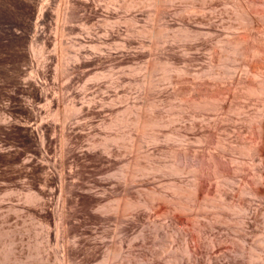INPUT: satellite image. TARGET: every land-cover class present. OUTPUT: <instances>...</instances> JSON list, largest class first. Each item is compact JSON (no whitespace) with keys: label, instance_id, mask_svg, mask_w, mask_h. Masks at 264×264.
<instances>
[{"label":"rangeland","instance_id":"rangeland-1","mask_svg":"<svg viewBox=\"0 0 264 264\" xmlns=\"http://www.w3.org/2000/svg\"><path fill=\"white\" fill-rule=\"evenodd\" d=\"M263 19L264 0H0V264H264ZM124 174L132 209L103 212Z\"/></svg>","mask_w":264,"mask_h":264},{"label":"bare ground","instance_id":"bare-ground-1","mask_svg":"<svg viewBox=\"0 0 264 264\" xmlns=\"http://www.w3.org/2000/svg\"><path fill=\"white\" fill-rule=\"evenodd\" d=\"M132 3V2H131ZM262 3V2H261ZM241 12V11H240ZM243 14V13H242ZM253 16V15H252ZM261 17V16H260ZM241 19V18H240ZM264 20V19H263ZM244 25V24H243ZM247 26V25H246ZM253 30V29H252ZM257 33V32H256ZM255 33V34H256ZM254 34V33H253ZM243 39H244V37H243ZM251 39V38H250ZM256 39V38H255ZM254 41V40H253ZM245 42V41H244ZM249 43V42H248ZM247 43V44H248ZM258 43V42H257ZM234 44V43H233ZM237 45V44H236ZM216 49V48H215ZM230 49V48H229ZM244 49V48H243ZM217 50V49H216ZM220 51V50H219ZM228 53V52H227ZM237 58V57H236ZM253 58V57H252ZM239 59V58H238ZM242 59V58H241ZM220 62V61H219ZM235 66V65H234ZM230 67V66H229ZM260 68V67H259ZM147 69V68H146ZM248 69H249V67H248ZM217 72V71H216ZM222 72V71H221ZM248 72H250L253 76H254V78H258V79H260L261 81H264V70H262V69H254V68H250L249 69V71ZM182 75V74H181ZM188 75V74H187ZM209 75V74H208ZM248 75V74H247ZM174 76V75H173ZM206 76V75H205ZM238 76H239V74H238ZM187 77V76H186ZM200 77V76H199ZM243 77V76H242ZM245 77V76H244ZM177 78V77H176ZM226 78V77H225ZM228 79V78H227ZM238 79V78H237ZM244 79V78H243ZM233 80H235V79H233ZM259 80V81H260ZM245 81V80H244ZM224 82V81H223ZM226 83H227V81H225ZM224 82V83H225ZM243 82V81H242ZM246 82V81H245ZM245 82H244V84H245ZM159 83V82H158ZM169 83V82H168ZM241 83V82H240ZM239 83V84H240ZM261 83V82H260ZM159 85V84H158ZM254 85V84H253ZM252 85V87L254 88V86ZM150 86V85H149ZM174 86V85H173ZM205 86V85H204ZM223 86V85H222ZM250 86V85H249ZM257 86V85H256ZM233 87V86H232ZM228 88V87H227ZM257 88V87H256ZM259 88V87H258ZM261 88V87H260ZM237 89V88H236ZM250 89V88H249ZM242 90V89H241ZM234 91V90H233ZM251 91V90H250ZM225 92V91H224ZM241 92V91H240ZM240 92H239V94H240ZM246 92V91H245ZM257 92V91H256ZM186 93V92H185ZM249 93V92H248ZM263 93V92H262ZM221 94V93H220ZM234 94V93H233ZM177 95V94H176ZM178 95H180L181 96V94H178ZM245 95V94H244ZM253 95V94H252ZM238 96H240V95H238ZM237 96V97H238ZM248 96V95H247ZM236 97V96H235ZM244 97V96H243ZM171 98V97H170ZM178 98V97H177ZM202 98V97H201ZM215 98V97H214ZM219 98V97H218ZM232 99H233V97H231ZM244 98H246V97H244ZM255 98V97H254ZM194 99V98H193ZM199 99V98H198ZM225 99V98H224ZM223 99V100H224ZM181 100V99H180ZM185 100V99H184ZM188 100V99H187ZM201 100V99H200ZM205 100H207V99H205ZM222 100V101H223ZM227 100V99H226ZM246 100V99H245ZM244 100V101H245ZM255 99H253V101H254ZM261 100H263V99H261ZM260 100V101H261ZM230 101H231V99H230ZM186 102V101H185ZM197 102V101H196ZM201 102V101H200ZM228 102V101H227ZM233 102V101H232ZM246 102V101H245ZM257 102V101H256ZM262 102V101H261ZM203 103V102H202ZM211 103V102H210ZM219 103V102H218ZM222 103V102H221ZM220 103V104H221ZM152 104V103H151ZM175 104V103H174ZM212 104V103H211ZM236 104V103H235ZM235 104H232V105H235ZM237 104H239V103H237ZM243 104V103H242ZM170 105H171V103H170ZM187 105V104H186ZM182 106H183V104H182ZM204 106H206V105H204ZM222 106V105H221ZM225 106V105H224ZM236 106V105H235ZM238 106V105H237ZM240 106V105H239ZM260 106V105H259ZM262 106V105H261ZM192 107V106H191ZM228 107V106H227ZM243 107V106H242ZM202 108V107H201ZM216 109V108H215ZM228 109V108H227ZM226 109V110H227ZM208 110V109H207ZM218 110V109H217ZM230 110V109H229ZM232 110H234V109H232ZM236 110V109H235ZM263 110V109H262ZM212 111V110H211ZM220 111V110H219ZM218 111V112H219ZM137 112V111H136ZM192 112V111H191ZM197 112H199V111H197ZM231 112V111H230ZM177 113V112H176ZM188 113H190V112H188ZM217 113V112H216ZM215 113V115H218V114H216ZM220 113V112H219ZM226 113V112H225ZM234 113V112H233ZM244 113V112H243ZM198 114V113H197ZM204 114V113H203ZM242 114V113H241ZM240 114V115H241ZM257 114V113H256ZM149 115V114H148ZM196 115V114H195ZM206 115V114H205ZM209 115V114H208ZM221 115V114H220ZM219 115V116H220ZM238 115V114H237ZM239 115V116H240ZM243 115V114H242ZM135 116V115H134ZM201 116V115H200ZM247 116V115H246ZM255 116V115H254ZM148 117V116H147ZM152 117V116H151ZM159 117V116H158ZM221 117H223V116H221ZM244 117V116H243ZM258 118H257V122H256V125L254 126V133H255V135H256V142L258 141V143H259V149H260V151L262 152L263 150H264V111L263 112H261V113H259V115L257 116ZM144 118H146V117H144ZM187 118V117H186ZM210 118V117H209ZM218 118V117H217ZM230 118V117H229ZM233 118H234V116H233ZM233 118H232V120H233ZM242 118V117H241ZM247 118V117H246ZM141 119V118H140ZM150 119V118H149ZM180 119V118H179ZM197 119V118H196ZM222 119V118H221ZM224 119V118H223ZM231 119V118H230ZM137 120V119H136ZM154 120V119H153ZM157 120V119H156ZM220 120V119H219ZM235 120V119H234ZM233 120V121H234ZM239 120V119H238ZM255 120V119H254ZM128 121V120H127ZM126 121V122H127ZM141 121V120H140ZM214 121H216V120H214ZM225 121V120H224ZM250 121V120H249ZM256 121V120H255ZM147 122V121H146ZM202 122V121H201ZM219 123H221L220 121H218ZM235 122V121H234ZM140 123V122H139ZM139 123H138V125H139ZM145 123V122H144ZM199 123V122H198ZM156 124V123H155ZM187 124V123H186ZM190 124V123H189ZM232 124V123H231ZM143 125V124H142ZM215 125V124H214ZM252 125V124H251ZM223 126H225L226 127V125H223ZM196 127V126H195ZM203 127V126H202ZM201 127V128H202ZM206 127V126H205ZM222 127V126H221ZM251 127V126H250ZM173 128V127H172ZM145 129V128H144ZM156 129V128H155ZM214 129V128H213ZM222 129V128H221ZM231 129V128H230ZM240 129V128H239ZM253 129V128H252ZM146 130V129H145ZM180 130V129H179ZM185 130V129H184ZM212 130V129H211ZM210 130V131H211ZM217 130H218V128H217ZM223 130H224V127H223ZM223 130H221V131H223ZM227 130V129H226ZM128 131V130H127ZM170 131V130H169ZM178 131V130H177ZM228 131V130H227ZM231 131V130H230ZM238 131V130H237ZM250 131V130H249ZM34 132V131H33ZM136 132V131H135ZM142 132H144V131H142ZM168 132V131H167ZM180 132V131H179ZM195 132V131H194ZM205 132V131H204ZM225 132V131H224ZM165 133V132H164ZM175 133V132H174ZM184 133V132H183ZM201 133V132H200ZM207 133H208V131H207ZM216 133V132H215ZM227 133V132H226ZM202 134V133H201ZM209 134H210V132H209ZM212 134V133H211ZM236 134H238V133H236ZM135 135V134H134ZM155 135V134H154ZM200 135V134H199ZM213 135V134H212ZM117 136V135H116ZM191 136V135H190ZM195 136V135H194ZM205 136H206V134H205ZM208 136V135H207ZM206 136V137H207ZM228 136V135H227ZM226 136V137H227ZM232 136V135H231ZM236 136V135H235ZM192 137V136H191ZM218 137V136H217ZM252 137V136H251ZM153 138V137H152ZM203 138V137H202ZM221 138V137H220ZM154 139H157V137H154ZM207 139V138H206ZM209 139V138H208ZM217 139V138H216ZM226 139V138H225ZM236 139H238V138H236ZM153 140V139H152ZM192 140H193V138H192ZM242 140H243V138H242ZM245 140V139H244ZM207 141V140H206ZM218 141V140H217ZM224 141H227V140H224ZM250 141V140H249ZM129 142V141H128ZM140 142V141H139ZM146 143V142H145ZM214 143V142H213ZM213 143H211V144H213ZM249 143V142H248ZM247 143V144H248ZM128 144V143H127ZM206 144V143H205ZM209 144V143H208ZM229 144V143H228ZM227 144V145H228ZM246 144V143H245ZM252 144V143H251ZM254 144V143H253ZM252 144V145H253ZM139 146V145H138ZM205 146V145H204ZM210 146V145H209ZM220 146V145H219ZM245 146V145H244ZM248 146H249V144H248ZM255 146H256V144H255ZM163 147V146H162ZM208 147V146H207ZM234 147V146H233ZM238 147V146H237ZM250 147V146H249ZM252 147H254V145L252 146ZM257 147V146H256ZM256 147H254V148H256ZM132 148V147H131ZM199 148V147H198ZM201 148V147H200ZM203 148V147H202ZM220 148H222V147H220ZM227 148V147H226ZM232 148V147H231ZM253 148V149H254ZM173 149V148H172ZM229 148H227V150H228ZM245 149V148H244ZM152 150V149H151ZM160 150V149H159ZM185 150V149H184ZM216 150V149H215ZM220 150V149H219ZM226 150V151H227ZM120 151V150H119ZM123 151V150H122ZM133 151V150H132ZM193 151H195V150H193ZM253 151V150H252ZM258 151V150H257ZM96 152V151H95ZM130 152V151H129ZM157 152V151H156ZM246 152V151H245ZM259 152V151H258ZM260 152V153H261ZM116 153H117V151H116ZM137 153V152H136ZM202 153H203V150H202ZM223 153V152H222ZM221 153V154H222ZM239 153V152H238ZM251 153V152H250ZM139 154V153H138ZM188 154V153H187ZM123 155V154H122ZM145 156V155H144ZM215 156V155H214ZM217 156V155H216ZM219 156V155H218ZM221 156V155H220ZM227 156H229V155H227ZM236 156V155H235ZM262 156H264V155H262ZM229 157H231V156H229ZM99 158V157H98ZM237 158V157H236ZM249 159V158H248ZM251 159V158H250ZM104 161V160H103ZM257 161V160H256ZM99 162V161H98ZM155 162H157V161H155ZM167 162V161H166ZM213 162V161H212ZM254 162V161H253ZM136 163V162H135ZM250 163H252V162H250ZM152 164V163H151ZM137 165V164H136ZM167 165V164H166ZM231 165V164H230ZM239 165V164H238ZM149 166V165H148ZM262 166V165H261ZM144 167V166H143ZM215 167V166H214ZM245 167V166H244ZM177 168V167H176ZM175 168V169H176ZM235 168V167H234ZM258 169V168H257ZM245 170V169H244ZM248 170H250V169H248ZM179 171V170H178ZM137 172V171H136ZM250 172V171H249ZM126 173V172H125ZM198 173V172H197ZM200 174V173H199ZM199 174H197L196 175V180H194L195 182H194V186H195V188L194 189H196L197 190V192H199V191H203L202 189H204L203 187H204V185H206V183H209V182H207V180L205 179V180H203V179H201L200 178V176H199ZM245 174V173H244ZM137 175V174H136ZM231 175V174H230ZM123 177L125 178V184H124V188H123V193H122V195L125 197V201L124 202H122V203H118V204H116L115 206H113V207H111L109 210L108 209H105L104 208V206H102L101 205V207H99V209H101L102 210V208H103V212H109V211H113V213H115V215L116 216H119V213L120 212H122V217H124V216H127L128 214H129V210H131L132 209V199H130V190H129V188H128V180H127V178H128V176L126 175V174H124L123 175ZM122 177V178H123ZM254 177V176H253ZM258 177V176H257ZM205 178H207V177H205ZM215 178V177H214ZM177 179V178H176ZM165 180V179H164ZM178 180V179H177ZM213 180V179H212ZM145 181V180H144ZM178 182V181H177ZM180 182V181H179ZM211 182V181H210ZM216 182V181H215ZM74 184V183H73ZM149 184V183H148ZM216 184V183H215ZM226 185V184H225ZM208 186V185H207ZM258 186V185H257ZM123 187V186H122ZM130 187V186H129ZM206 187V186H205ZM208 187H210V185L208 186ZM259 187V186H258ZM262 187V186H261ZM64 188V187H63ZM158 188V187H157ZM216 188V187H215ZM254 188V187H253ZM154 189V188H153ZM252 189V188H251ZM65 190V189H64ZM73 190V189H72ZM195 190V191H196ZM209 189L207 188V191H208ZM222 190V189H221ZM220 190V191H221ZM122 191V190H121ZM132 191H134V190H132ZM141 191V190H140ZM178 191V190H177ZM180 191V190H179ZM207 191H206V194H207ZM219 191V192H220ZM142 192V191H141ZM210 192V191H209ZM223 192V191H222ZM252 192L255 194V195H259V196H263L264 195V188H260L259 187V189H253L252 190ZM82 193V192H81ZM160 193H162V192H160ZM203 193V192H202ZM249 193V192H248ZM65 194V193H64ZM139 194V193H138ZM210 194H212V193H210ZM215 194V193H214ZM224 195H225V193H223ZM233 194V193H232ZM251 194V193H250ZM153 195V194H152ZM217 195V194H216ZM139 196V195H138ZM145 196V195H144ZM120 197V196H119ZM208 197V196H207ZM214 196H212V198H213ZM229 197V196H228ZM199 198V197H198ZM114 199V198H113ZM183 199V198H182ZM227 199V198H226ZM197 200V202H198V199H196ZM207 200V199H206ZM210 200H211V198H210ZM193 201V200H192ZM242 201H243V199H242ZM63 203V202H62ZM71 203V202H70ZM94 203V202H93ZM199 203V202H198ZM244 203H245V205H243V203H242V205L243 206H240V208H241V210H249V209H251L250 208V206L244 201ZM68 204V203H67ZM138 204V203H137ZM164 204V203H163ZM196 204V203H195ZM230 204V203H229ZM235 204V203H234ZM240 204V203H239ZM176 205V204H175ZM225 205V204H224ZM5 206V205H4ZM154 206V205H153ZM210 206V205H209ZM226 206H228V205H226ZM259 206V205H258ZM24 207V206H23ZM87 207V206H86ZM109 207V206H108ZM187 207V206H186ZM192 207V206H191ZM196 207V206H195ZM73 208V207H72ZM190 208V207H189ZM105 209V210H104ZM162 209V208H161ZM165 209V208H164ZM168 209V208H167ZM171 209H173V208H171ZM195 209H197V208H195ZM78 210V209H77ZM179 210V209H178ZM187 210V209H186ZM87 211V210H86ZM136 211V210H135ZM155 211V210H154ZM184 211V210H183ZM64 212V211H63ZM161 212V211H160ZM164 212V211H163ZM194 212V211H193ZM39 213V212H38ZM91 213V212H90ZM155 213V212H154ZM192 213V212H191ZM207 213V212H206ZM151 214V213H150ZM166 214V213H165ZM171 214H173V213H171ZM184 214V213H183ZM190 214V213H189ZM256 214V213H255ZM170 215V214H169ZM121 216V215H120ZM119 216V217H120ZM152 216V215H151ZM167 216V215H166ZM173 216V215H172ZM176 216V215H175ZM174 216V217H175ZM178 216H180V215H178ZM154 217V216H153ZM182 217V216H181ZM194 217V216H193ZM254 217V216H253ZM162 218V217H161ZM188 218V217H187ZM192 218V217H191ZM88 219V218H87ZM120 219V218H119ZM122 219V218H121ZM125 219V218H124ZM127 219V218H126ZM136 219V218H135ZM252 219V218H251ZM116 220H118V217L116 218ZM128 220H129V218H128ZM157 220V219H156ZM159 220V219H158ZM183 220V219H182ZM196 220V219H195ZM248 220V219H247ZM193 221V220H192ZM2 222V221H1ZM122 222H124V221H122ZM121 222V223H122ZM125 222H126V220H125ZM124 222V223H125ZM195 222V221H194ZM202 222V221H201ZM120 223V224H121ZM128 223V222H127ZM126 223V224H127ZM180 223V222H179ZM185 223V222H184ZM192 223V222H191ZM244 223H248L247 221L246 222H244ZM250 223V222H249ZM79 224V223H78ZM84 224V223H83ZM94 224V223H93ZM123 224V223H122ZM118 225H119V223H118ZM124 225V224H123ZM128 225V224H127ZM187 225V224H186ZM247 225V224H246ZM245 225V226H246ZM255 225V224H254ZM65 226V225H64ZM85 226V225H84ZM248 226V225H247ZM121 227V226H120ZM123 227V226H122ZM245 229H247L246 227H244ZM174 229V228H173ZM220 229V228H219ZM249 229V228H248ZM29 231V230H28ZM74 231V230H73ZM184 231V230H183ZM185 232H186V230H185ZM98 233V232H97ZM56 234V233H55ZM71 234V233H70ZM52 235V234H51ZM59 235V234H58ZM65 235H67V234H65ZM158 235V234H157ZM198 235V234H197ZM192 237V236H191ZM245 237V239H246V236H244ZM67 239V238H66ZM187 239V238H186ZM192 239H196L195 237H193ZM8 240V239H7ZM198 240V239H197ZM252 240V239H251ZM261 240V239H260ZM82 241V240H81ZM122 241L123 240H121V243H122ZM178 241V240H177ZM85 242V241H84ZM129 242H130V244H131V241L129 240ZM66 243V242H65ZM120 243V242H119ZM120 243V244H121ZM128 243V242H127ZM148 244V243H147ZM190 244V243H189ZM188 244V245H189ZM217 244V243H216ZM239 244V243H238ZM27 245V244H26ZM90 245V244H89ZM128 245V244H127ZM200 245V244H199ZM117 246V245H116ZM122 246V244L119 246V248ZM130 246V245H129ZM155 246V245H154ZM249 247V246H248ZM85 248V247H84ZM110 248V247H109ZM112 248V247H111ZM118 248V249H119ZM124 248V247H123ZM122 248V249H123ZM127 248H128V246H127ZM233 248V247H232ZM66 249H68V247L66 248ZM121 249V248H120ZM121 249V250H122ZM129 249V248H128ZM194 250H196L194 247H193V250H192V252L194 251ZM68 251V250H67ZM70 251V250H69ZM114 250L113 249H111V251L109 252V253H107L108 254V256H110L111 254H112V252H113ZM126 251H128L127 249H126ZM205 251V250H204ZM66 252V251H65ZM129 252V251H128ZM127 252V253H128ZM185 252H187L188 254H192L191 253V248H190V246L189 247H186L185 248ZM195 253H196V251H194ZM224 252V251H223ZM66 253H68V252H66ZM76 253V252H75ZM197 254V253H196ZM199 254V253H198ZM217 254V253H216ZM69 255V254H68ZM67 255V256H68ZM127 255H129V253L127 254ZM194 255V254H193ZM32 256V255H31ZM66 256V257H67ZM209 256V255H208ZM214 256V255H213ZM258 256V255H257ZM21 257V256H20ZM195 257V256H194ZM59 258V257H58ZM127 258V257H126ZM253 256H251V257H249V259L250 260H248V261H250V262H247L248 264H254V260H253ZM67 259V258H66ZM69 259V258H68ZM195 259V258H194ZM127 260V259H126ZM123 261L122 263L123 264H131L130 262V260L131 259H129V260H127V261ZM197 260H198V258H197ZM197 260H193V261H197ZM50 261V260H49ZM66 261V260H65ZM71 261V260H70ZM192 261V262H193ZM217 262V261H216ZM40 263V262H39ZM246 263V262H245ZM245 263H243V264H245ZM67 264V263H66ZM74 264V263H73ZM256 264V263H255Z\"/></svg>","mask_w":264,"mask_h":264}]
</instances>
